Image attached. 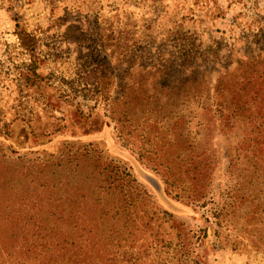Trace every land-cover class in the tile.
<instances>
[{
    "label": "rangeland",
    "instance_id": "rangeland-1",
    "mask_svg": "<svg viewBox=\"0 0 264 264\" xmlns=\"http://www.w3.org/2000/svg\"><path fill=\"white\" fill-rule=\"evenodd\" d=\"M107 7L112 16L123 18L122 11H136L142 18L151 11L162 17L167 13V18L176 15L184 24L182 29L168 19L161 27L158 24V40L144 43L136 58L138 71L155 70L160 80V85L154 84L156 99L151 100L152 108H157L159 102V107L165 109L170 104L180 111L185 108L183 90L190 85L187 81L192 75L199 77L193 90H198L199 98L210 93L219 77L236 69V60H243L241 55L254 48L252 39L242 34L246 19L256 13L264 18V0H0V132L9 135L0 139V248L19 246L14 242L20 233L27 235L29 242L36 241L35 234L44 232L39 229L48 231L45 221L57 219L60 225L67 217L72 220L67 228L78 225L89 234L109 239L113 227L118 229V236L124 232V221L131 216L137 227L133 236L135 264H184L181 254L189 251L194 256L197 250L196 264H264V242L254 233L253 213L262 201L251 203L237 196L241 184L228 177L223 196L207 200L215 214H206L200 208L198 218H171L164 213L168 208L161 199L149 197L140 189L134 191L140 197L132 199L135 208L129 217L120 212L115 218L107 215L108 209L118 206V199L108 188L106 178L94 169L90 162L94 159L75 154L77 148L71 146L80 143L71 138L88 136L90 139L82 138V145H91L88 153L99 155L102 150L117 159V132L103 129V117L92 123L83 119L80 114L87 117L95 102L84 101L68 85L70 81L93 83V69L104 56L99 29L100 15ZM194 30L203 33L205 47L199 54L191 51ZM21 33L24 41L20 40ZM234 38L239 39L235 41L238 52L231 47ZM214 41L225 48L217 60L205 55ZM34 70L42 80L33 75ZM134 78L142 84L151 80L140 74ZM210 94L214 107L216 89ZM191 97V101L196 98ZM118 108L126 110L122 104ZM211 125L217 128L220 123L201 127L204 130L199 145L203 152H211L207 132V128L213 129ZM60 129L63 133L55 135ZM214 138L223 141L218 134ZM64 144L68 149L63 148ZM211 156L219 161L215 154ZM177 165L178 170L184 167L182 163ZM159 177L173 201L187 208L192 202L204 203L194 201L198 189L189 173L163 171ZM72 196L77 198L73 210ZM196 227L205 232L198 246L191 237ZM180 232L186 236L185 243L193 242L191 246L185 244V251L177 238ZM150 244L145 253L144 248Z\"/></svg>",
    "mask_w": 264,
    "mask_h": 264
},
{
    "label": "trees",
    "instance_id": "trees-1",
    "mask_svg": "<svg viewBox=\"0 0 264 264\" xmlns=\"http://www.w3.org/2000/svg\"><path fill=\"white\" fill-rule=\"evenodd\" d=\"M103 9L100 8V11ZM115 10L120 14L118 9ZM122 12L123 18L112 16L111 9L107 7L100 15L99 42L104 56L93 69V83H68L75 95L82 96L84 101L95 102L87 117L83 113L80 114L82 118L92 123L103 117V129H114L117 132L118 145L114 154L117 159L111 158L102 150L99 155L88 153L91 145H82L85 141L83 139H90L88 136L82 137V134H78L71 138L80 143L79 146H71L77 148L75 154L94 159H90L94 169L106 178L108 188L118 199V206L113 210L108 209L107 215H114L115 218L120 212L129 217L135 208L132 199L140 197V194L134 191L141 192L140 189L149 197L161 199L168 208L164 209V213L171 218L188 215L194 219L198 218L200 208L206 214H215L216 211L209 207L207 200L223 196L228 177V180L239 181L241 184V189L236 192L237 196L240 195L251 203L262 201L253 213L256 224L254 233L258 234L259 241L264 242L263 16L256 13L252 18L246 19L247 27H244L242 34L252 39L254 48L241 55L243 60H236L239 66L221 75L220 80L209 89L210 93L216 89L214 107L209 92L199 98L198 90L193 91L197 89L194 85L199 82V77L192 75L187 81L190 85L186 84L184 87L181 101L185 100V108L180 111L178 106L170 104L165 109L159 107V102L157 108H152L151 100L156 99L154 84L160 85V80L155 75V70L138 71L136 58L144 43L149 42V39L154 42L158 40L155 34L158 24L161 27V23L166 19L179 29H182L184 24L177 20L176 15L167 18V13L162 17L149 11V14L146 13L140 18L136 11ZM192 33L191 51L196 50L199 54L205 47L201 41L203 33L196 30ZM24 36L21 33L20 40L24 41ZM235 41L238 42L239 39L234 38L231 47H234L233 52H238ZM24 46L28 48L27 45ZM221 47L219 42L214 41L206 48L205 55L208 54L217 60L219 53L225 49ZM28 51L33 53L32 49L28 48ZM35 72L36 70L33 75L42 80ZM136 74L150 76L151 80L143 84L139 81L136 83ZM118 91L119 95L116 93ZM192 95L196 97L193 101ZM120 104L126 108L124 112L119 110ZM210 122L215 125L220 123L222 129L219 131L220 125L217 128L211 125L213 129L207 128L211 152L208 149L203 152L199 145L204 130L201 127ZM61 130L56 131L55 135H61ZM1 134L3 133L0 132V139L9 136ZM217 134L219 137L223 136V141L214 138ZM63 148L68 149L65 144ZM211 153L215 154L219 161H214ZM179 163L184 167L178 170ZM175 170L193 176L198 189L194 201L204 202L203 204L192 202L190 208H187L166 194L164 180L159 177L160 172L172 173ZM108 194L110 195L109 192ZM208 196L212 199L207 198ZM70 203V209L73 210L77 198L72 196ZM202 220L209 219L202 217ZM71 223L69 217L62 218L60 225L57 219L47 220L45 224L48 231L39 229L44 232L35 234L36 241L32 242L28 241L24 233L18 236L16 234L17 237L12 235L17 239L14 243L20 245L1 247L0 264H122L124 261L135 264L132 262V256L137 251L133 236L137 227L132 224L131 216L124 221V232L118 236V229L113 227L109 239H104L103 236L100 238L96 233L89 234L78 225L67 228ZM200 228L196 227L191 231V237L196 239L197 246L202 241L201 235L204 232V229ZM177 238L180 239L179 244L184 251L187 248L185 244H193L189 241L185 243L186 236L182 232ZM149 247L151 244L144 248L145 253ZM194 250L193 253L196 252V249ZM198 257V250L194 256L189 251L181 254V258L185 259L184 264H196Z\"/></svg>",
    "mask_w": 264,
    "mask_h": 264
}]
</instances>
